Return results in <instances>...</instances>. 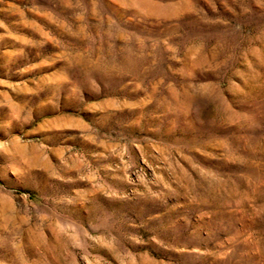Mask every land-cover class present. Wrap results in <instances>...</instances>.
<instances>
[{
	"label": "rangeland",
	"instance_id": "1",
	"mask_svg": "<svg viewBox=\"0 0 264 264\" xmlns=\"http://www.w3.org/2000/svg\"><path fill=\"white\" fill-rule=\"evenodd\" d=\"M0 264H264V0H0Z\"/></svg>",
	"mask_w": 264,
	"mask_h": 264
}]
</instances>
